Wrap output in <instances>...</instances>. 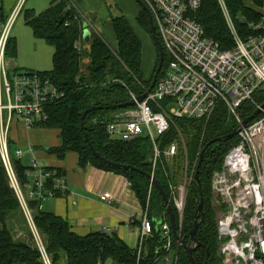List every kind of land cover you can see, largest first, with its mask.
<instances>
[{"label": "trees", "instance_id": "obj_1", "mask_svg": "<svg viewBox=\"0 0 264 264\" xmlns=\"http://www.w3.org/2000/svg\"><path fill=\"white\" fill-rule=\"evenodd\" d=\"M223 1L235 32L241 38L252 33L248 27L249 23L258 22L264 16V0ZM193 18L201 25L204 35L216 41L221 49L234 47L233 35L217 0H200V6ZM5 22L6 16L0 7V29ZM24 22L30 27L35 38L43 40L53 49L52 68L48 71H37L47 77L60 93L58 99L45 104L43 112L46 119L40 121L36 127L57 132L59 143L49 147L46 152L59 159L69 153L74 154L77 164L81 167L90 164L125 177L142 208L147 206L153 232L143 242L138 261L136 247H128L115 233L90 232L78 235L61 216L43 209V201L50 195L45 194L41 199L28 197L25 185L28 180L30 155L26 152L21 158L12 157L11 162L25 196L29 216L11 186L0 160V264H163V259L168 254L155 251L164 243L159 229L162 222L168 221V216L162 197L147 174H153L164 189L177 231L189 243L188 235L195 218L198 191L192 180L185 201L182 224L179 227L171 186L176 185V181L181 177L185 161L188 164V174L195 170L202 151L199 180L203 193V216L197 227V244L192 255L196 264H220L216 211L212 207L211 177L214 171L221 170L225 154L237 144L238 138L235 136L229 140L208 143L228 134L236 127L237 122L226 107L222 103L217 104L207 121L175 118L173 125L156 138L159 156L153 167L154 146L147 134L142 133L127 141L110 136L106 126L112 121L114 114L124 110H112L109 108L111 105L130 101L131 93L138 96L149 87L158 64L157 48L156 63L151 77L146 79L141 69V40L123 15L109 18L116 41L113 48L95 32H91L87 42L83 39L86 26L71 0H49L48 8L39 14L31 9L25 10ZM136 22L139 28L150 35L154 43L147 14L141 7ZM156 35L161 42L157 30ZM15 53V41L8 37L4 50L5 60L6 57H14ZM167 60V53L164 52L162 68L157 79L163 74ZM11 61L6 60L8 68L17 69L11 65ZM253 100L258 104L264 102V87L255 91ZM91 106L103 108L88 112L81 119L83 112ZM254 110L255 105L246 101L240 108V117L245 119ZM180 135L183 137L185 150L181 145L175 156L167 158L165 149L172 142L179 140ZM8 142L10 150L15 147L13 145H16V141L13 140L12 133ZM88 142L102 157L119 166L108 164L97 157ZM121 165H130L140 171L123 168ZM45 167L52 173L46 188H52L53 177H62L63 173L59 168L46 165ZM52 190L53 195L60 191L53 188ZM40 245L48 262L42 255ZM171 249L177 255L176 264H190L185 251L173 239ZM156 258L157 261L154 262Z\"/></svg>", "mask_w": 264, "mask_h": 264}, {"label": "built area", "instance_id": "obj_2", "mask_svg": "<svg viewBox=\"0 0 264 264\" xmlns=\"http://www.w3.org/2000/svg\"><path fill=\"white\" fill-rule=\"evenodd\" d=\"M142 1L152 14L155 29L168 56L167 65L152 90L143 91L146 93L144 99L136 103L134 109L114 114L106 128L110 136L127 141L142 133L147 134L154 146V167L159 156L156 138L173 125L175 118L207 121L217 104L222 103L240 126L243 119L239 111L244 102L250 101L255 109L260 108L261 104L254 102L253 95L259 87H264V16L258 22L249 23L252 33L241 38L235 32L224 1L217 0L235 43L232 49H221L216 41L204 35L201 25L193 18L200 0ZM19 9L20 5L0 29V160L29 216L12 157L21 158L26 152L30 155L25 185L29 198L53 195L52 188L64 191L66 185L59 176L53 177L52 188H46L52 173L40 162L29 144H16L12 151L9 148L8 138L12 129L17 126L26 131L36 128L40 121L46 119L43 112L45 104L60 97L57 88L43 74L10 69L6 64L5 45ZM130 97L135 100L137 96L131 93ZM236 137L238 142L225 154L221 170L214 171L211 177L220 264H264V108L240 128ZM177 151V143L172 142L164 154L172 158ZM187 193L186 180L171 186L179 227ZM99 200L111 203L113 197L111 193L104 192L99 195ZM140 217L137 261L143 242L153 232L147 206L142 209ZM159 230L164 243L155 252L170 255V264H176L169 222H162ZM101 232L106 233L104 228ZM40 250L48 262L41 245Z\"/></svg>", "mask_w": 264, "mask_h": 264}, {"label": "crops", "instance_id": "obj_3", "mask_svg": "<svg viewBox=\"0 0 264 264\" xmlns=\"http://www.w3.org/2000/svg\"><path fill=\"white\" fill-rule=\"evenodd\" d=\"M23 2L0 0L6 20L18 5L24 7ZM11 65L17 68L13 60ZM12 134L16 144L32 146L44 165L62 170L66 190L48 196L43 201L44 210L61 216L78 235L101 232L104 228L108 234L115 233L128 247L133 249L138 245L143 208L125 177L90 164L81 167L74 154L69 153L62 159L48 154L46 150L59 143L56 130L33 128L26 131L17 126ZM104 192L111 193V203L99 200Z\"/></svg>", "mask_w": 264, "mask_h": 264}, {"label": "rangeland", "instance_id": "obj_4", "mask_svg": "<svg viewBox=\"0 0 264 264\" xmlns=\"http://www.w3.org/2000/svg\"><path fill=\"white\" fill-rule=\"evenodd\" d=\"M71 2L79 10L84 25L91 32L99 34L111 48L115 47L116 41L109 23V18L117 15L125 16L142 43L141 69L143 77L146 79L151 77L157 60L156 47L150 35L137 25L136 15L140 6L135 0H71ZM23 4V9L20 7L9 29V37L15 41L16 53L14 57H6V60H13L16 63V67L21 71H48L52 68L53 49L43 40L33 36L30 27L24 22V11L31 9L36 14H39L48 8L49 0H24ZM134 108L135 106L127 109L132 110ZM175 142L177 143L178 150L181 145L185 150L184 140L181 135L180 139ZM42 147L44 148L43 145ZM13 148H11V151ZM184 163L185 166L184 169L182 168V175L175 184L181 183L184 180L188 181L189 193V183L192 181L193 170L188 174L187 161ZM212 207L214 206L212 205ZM214 210L216 211V208Z\"/></svg>", "mask_w": 264, "mask_h": 264}, {"label": "water", "instance_id": "obj_5", "mask_svg": "<svg viewBox=\"0 0 264 264\" xmlns=\"http://www.w3.org/2000/svg\"><path fill=\"white\" fill-rule=\"evenodd\" d=\"M135 1L139 4L141 9L147 14L151 35L153 37L155 46H156L157 51H158V64H157L155 73L152 77L151 83H150L149 87L147 88V92H150L152 90V88L154 87L156 80H157V76H158V74L162 68V64H163V60H164V47H163L162 43L160 42L158 36L156 35L155 25H154L152 14H151L149 8L146 6V4L142 0H135ZM90 34H91V31L88 28H85L83 31V39L86 42L89 40ZM145 95H146V93H142V94L138 95L135 100L131 99L130 101H127L125 103H120L117 105H111L109 108L114 110V109H125L127 107H133L136 105V103L141 102L144 99ZM102 108H103L102 106H91V107H89L88 109H86L83 112L81 119H83V117L88 112H91V111H94L97 109L99 110ZM263 108H264V102L260 105V108H256L250 116L243 119L241 121L240 126L237 125L228 134H226L224 136L217 137V138L211 140L208 144L214 143L216 141H223V140H229V139L234 138L236 136V134L239 132L240 128L245 127L255 116H257L260 113V110ZM85 140L88 141L86 136H85ZM88 144H89L92 152L97 157H99L101 160H103L104 162H106L108 164L119 166V164L114 163V162H110L106 158L102 157L98 152H96L94 150V148L91 146V144L89 142H88ZM202 159H203V151L199 154L198 160L196 162L195 170L193 173V177H192V180H193L195 187L198 191L199 198H198L197 206L195 209V218L193 221V225H192V228L189 231V235H188L189 236V243H187L186 240L183 237H181L177 231L174 215L172 212V208H171V205L169 204V200H168L167 194L165 193L164 189L162 188V186L160 185L158 180L153 176V174H147V177L150 179L152 185L157 189V191L159 192V194L162 197V200L164 202L165 210H166V213L168 216V221L170 224L173 240L178 246L182 247V249L185 251V253L189 259L190 264H196V262L193 258L192 252H193L194 246L197 244V238H196L197 227H198L199 223L202 221V216H203V214H202L203 193H202V188H201V184H200V180H199V167H200V164L202 162ZM121 166L123 168H127V169L129 168V169H132L135 171H140L138 168L130 166V165H121ZM170 257L171 256L168 255L165 259H163V264H170Z\"/></svg>", "mask_w": 264, "mask_h": 264}]
</instances>
